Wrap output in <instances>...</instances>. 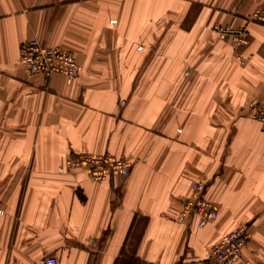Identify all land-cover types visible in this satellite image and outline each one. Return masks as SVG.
Returning <instances> with one entry per match:
<instances>
[{
  "label": "crops",
  "instance_id": "0c3cea01",
  "mask_svg": "<svg viewBox=\"0 0 264 264\" xmlns=\"http://www.w3.org/2000/svg\"><path fill=\"white\" fill-rule=\"evenodd\" d=\"M264 0H0V264H207L244 225L234 264H264ZM215 25L244 28L236 43ZM31 37L79 70L31 74ZM110 153L127 176L59 173ZM218 216H177L191 184Z\"/></svg>",
  "mask_w": 264,
  "mask_h": 264
},
{
  "label": "built area",
  "instance_id": "2783aa9c",
  "mask_svg": "<svg viewBox=\"0 0 264 264\" xmlns=\"http://www.w3.org/2000/svg\"><path fill=\"white\" fill-rule=\"evenodd\" d=\"M249 19L264 24L261 10L253 12ZM213 29L236 43L247 41V31L244 28L215 25ZM19 61L29 73L41 74L45 77L62 74L68 84L72 82L79 70V65L71 52L58 46H47L37 37H31L21 44ZM254 117L264 127V112L258 110ZM80 168L86 169L91 180L103 181L111 175L127 176L131 169V161L110 153L84 152L68 158L57 168V171L68 173ZM205 187V182L202 180H196L191 184L190 195L182 204L177 216L178 221L184 222L190 218H196L197 225L204 227L217 218V205L204 195ZM4 213L5 208L0 200V216ZM249 238V232L244 225H239L223 234L209 248L207 264H234L241 258L242 249ZM40 264H58V260L53 256H47L41 259Z\"/></svg>",
  "mask_w": 264,
  "mask_h": 264
},
{
  "label": "rangeland",
  "instance_id": "374dc122",
  "mask_svg": "<svg viewBox=\"0 0 264 264\" xmlns=\"http://www.w3.org/2000/svg\"><path fill=\"white\" fill-rule=\"evenodd\" d=\"M31 74H36V73H31Z\"/></svg>",
  "mask_w": 264,
  "mask_h": 264
}]
</instances>
